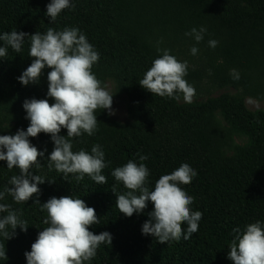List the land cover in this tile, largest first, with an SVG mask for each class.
<instances>
[{
	"label": "trees",
	"instance_id": "trees-1",
	"mask_svg": "<svg viewBox=\"0 0 264 264\" xmlns=\"http://www.w3.org/2000/svg\"><path fill=\"white\" fill-rule=\"evenodd\" d=\"M49 3L0 0V35L79 29L99 54L91 71L101 87L110 82L127 97L128 121L117 122L106 109H97V129L91 136L82 132L68 138L67 129L61 128L59 135L70 140L74 153L91 154L94 145L101 146L107 164L101 172L107 183L102 185L87 174L77 180L79 173L65 176L54 166L50 169L48 156L54 148L50 134L28 138L44 152L38 157L39 166L34 164L30 171L45 182L38 185L39 195L27 202L17 203L10 194L0 200L28 226L26 231L17 227L10 239L0 234L7 256L0 258V264H27L25 252L31 251L39 232L50 226L44 223L48 213L42 203L68 195L95 209L100 222L89 226V231L112 236L111 244H101L95 257L84 264H233L228 258L236 235L233 229L242 235L257 221L264 228V111L252 112L245 105V97H264V0H70L71 7L54 21L46 15ZM202 27L206 31L199 42L194 35H185ZM210 40L218 42L216 47L209 46ZM185 45L196 47L199 58V64H187L184 79L189 85L199 89L205 80L206 92L232 88L237 93L186 103L182 93H177L181 97L177 101L151 94L139 84L164 50L183 62L173 48ZM30 46L26 37L17 53L0 40V47L7 50L0 57V136L27 129L30 121L22 106L26 99L54 103L47 96L51 71L47 66L36 83L22 85L18 80L34 59L29 56ZM140 155L147 160L141 161ZM129 160L149 169V191L162 175L182 164L195 170L197 175L189 184L178 186L194 198L191 210L203 214L197 232L188 239L182 235L179 241L161 244L141 231L150 220L151 201L131 217L119 212L117 197L132 190L112 172ZM19 174L17 167L8 169L7 162L0 161V192L12 187L8 181ZM37 199L40 203H35ZM187 227L182 224L185 233ZM7 230L11 231L10 226Z\"/></svg>",
	"mask_w": 264,
	"mask_h": 264
},
{
	"label": "clouds",
	"instance_id": "clouds-1",
	"mask_svg": "<svg viewBox=\"0 0 264 264\" xmlns=\"http://www.w3.org/2000/svg\"><path fill=\"white\" fill-rule=\"evenodd\" d=\"M71 7L70 0H51L47 5L46 15L55 20L65 8ZM203 27L197 31L193 28L190 33L197 42L203 39ZM26 37H30L31 46L29 56L34 58L30 66L18 77L22 85L39 81L42 70L47 66L51 71L47 73V96L54 100L49 104L47 99H31L23 102L26 119L30 121L26 130H17L14 135L0 136V161L7 162V168L14 166L20 170L8 181L12 187H6L0 192V200L10 194L17 203L27 202L34 195L38 196L39 184L45 179L33 175L31 167L39 166L38 157L44 152L38 151L29 142V137H37L39 133L50 134L54 148L48 160V167L54 168L65 176L69 173H79L77 180L87 174L97 184H106L107 179L101 174L107 167L104 152L100 145H94L91 154L84 150L74 153L72 143L65 136L59 135L61 128L67 129V137H78L82 132L91 136L97 129V109L112 110L113 95L101 87V82L92 73L94 63L99 54L87 41L86 36L77 28H65L55 31L49 28L46 34L36 32L29 35L24 32L12 31L0 35V40L10 45L17 53L21 51ZM216 40H210L209 46L216 47ZM198 52L196 47L191 53ZM7 54L5 47H0V57ZM187 62H180L170 55L168 50L155 59L146 71L140 85L151 94L160 97H170L177 101L183 94L186 103H192L195 89L184 79L187 73ZM235 69L232 72L235 74ZM238 75V74H237ZM140 160H147V156L140 155ZM197 173L188 164H182L171 174L162 175L155 183L153 191L146 186L149 169L145 164L137 165L129 160L123 167L113 170L112 176L121 181L132 191L119 195L116 207L120 213L131 217L133 213H140L147 207V202L153 204V211L149 213L150 220L142 225V234L151 235L157 242L165 244L169 240L179 241L183 235L188 239L198 231L202 212H193L190 205L193 197L182 190L179 184H189ZM52 182V181H49ZM139 195H134L135 191ZM114 192V188L112 190ZM35 203H40L37 199ZM46 209L48 219L44 223L50 226L39 232L36 241L31 245V251L25 252L27 264H84L95 257L96 249L101 244H111L112 236L108 232L93 234L89 226L99 224L95 209L86 206L81 199L71 196L52 197L42 203V210ZM7 212L0 217V234L5 239L15 235L14 230H27L26 221L19 219L16 211L10 205L0 204V213ZM187 224L185 233L182 224ZM10 226L11 231L7 228ZM230 244L228 258L233 264H264V228L259 221L249 224L241 235L239 229ZM238 241V243H237ZM0 258L7 259L5 246L0 244Z\"/></svg>",
	"mask_w": 264,
	"mask_h": 264
},
{
	"label": "rangeland",
	"instance_id": "rangeland-1",
	"mask_svg": "<svg viewBox=\"0 0 264 264\" xmlns=\"http://www.w3.org/2000/svg\"><path fill=\"white\" fill-rule=\"evenodd\" d=\"M174 53L177 54V57L183 61L187 62V64L195 66L199 64V58H198V53L193 55L191 53V48L190 46H183V47H174L173 48ZM205 80H203L202 85L200 86L199 89H195V96L193 97V101H203L207 97H218L219 95L223 93H229V94H235L237 93L236 90L232 88H227V89H214L211 90L210 92H206V86H204ZM104 88H106L107 91H109L110 94L113 95L112 97V110L114 111V114L109 115V117L117 122H126L128 121V114H127V104H128V99L125 95H120L118 94L113 85L108 82L105 84ZM240 92V91H238ZM185 102V101H184ZM245 105L246 107L252 111H264V97L261 100L252 98V97H245ZM107 110V109H106ZM108 112V110H107Z\"/></svg>",
	"mask_w": 264,
	"mask_h": 264
}]
</instances>
